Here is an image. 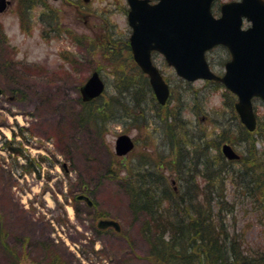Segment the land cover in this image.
<instances>
[{
  "label": "rangeland",
  "instance_id": "374dc122",
  "mask_svg": "<svg viewBox=\"0 0 264 264\" xmlns=\"http://www.w3.org/2000/svg\"><path fill=\"white\" fill-rule=\"evenodd\" d=\"M108 1L84 6L37 4L30 10L27 3L18 2L19 6L13 3L0 13L4 35H0V86L4 90L0 96V216L8 230L9 243L24 256L21 264H46L47 256L40 243L55 244L57 252L70 264H153L142 231L145 216L133 214L122 181L128 168L148 162L165 163L164 175L177 190L183 177H193L196 185L204 187L202 172L206 168L200 161L214 164L227 207L233 209L228 216L224 214L229 231L243 235L248 247L262 248L264 205L256 200H260L262 192L256 189L251 193L250 178L241 172L235 178L237 173L226 171L216 156L217 142L232 144V140L242 161L247 154L240 139L244 126L237 112L228 107L229 103L234 106L236 98L222 84L184 81L161 54H156L154 61L172 87L168 105L158 107L155 96L143 92V83L134 78L139 70L129 58L127 3L114 5ZM228 1L232 0H218L214 13L219 14L220 4ZM107 34L110 37L106 41L111 39L113 43L112 62L103 52L107 48L102 44L105 39L100 40ZM229 58L225 49L216 48L208 54L218 74L224 73ZM10 59L15 71L5 65ZM95 71L106 83V99L123 94L118 86L124 72L137 86H132L129 93L139 97L135 101L140 104L130 103L131 95L126 93V103L139 112L133 117L127 115L122 124L111 125L102 138L77 122L80 88ZM15 89H21L23 94L12 97ZM122 90L128 92L127 88ZM254 105L263 133L264 102L257 99ZM171 126L176 128L174 135L169 134ZM122 134L129 135L135 143L125 157L116 155L115 148ZM14 138L38 170L27 172V167L22 166H29L30 161L6 149L7 141ZM188 142L197 147V152L192 149L188 157L192 164L180 172L167 167L173 143ZM254 145L259 157L264 152V140L257 132ZM260 168H256L257 172L253 169L254 177H262ZM230 169L240 170L242 166L234 163ZM82 195L94 205L77 200ZM101 219L117 221L121 230L99 229Z\"/></svg>",
  "mask_w": 264,
  "mask_h": 264
},
{
  "label": "trees",
  "instance_id": "16d2710c",
  "mask_svg": "<svg viewBox=\"0 0 264 264\" xmlns=\"http://www.w3.org/2000/svg\"><path fill=\"white\" fill-rule=\"evenodd\" d=\"M1 30L0 27V35H3ZM107 36L110 37L107 34L101 37L100 40L105 39L102 44L108 49L106 48V51L103 52L109 62H112L115 60L111 57L113 43L110 42L111 39L106 41ZM97 44L99 45L100 42ZM116 46H118L117 43ZM128 51L129 58L132 59L130 49ZM12 63L10 59L4 64L15 71V64ZM138 70V74L136 73L137 76H134V78L138 77L139 83H143V92L154 96L148 77L143 75L139 68ZM119 78V81H121L119 84L121 85L118 86V89L120 88L123 93L120 98L111 97L106 99L102 96L89 102L79 99L80 110L78 111L77 122L79 125L88 128L97 137L102 138L111 125L124 123L123 121L128 119L127 115L133 117L135 113L139 112L136 108L132 109L130 104L140 105L138 101H135L139 97L134 96L133 98V94L129 93L134 84L133 79L126 78L124 72H121ZM123 87L127 88L128 92H123ZM133 87L137 86L134 85ZM126 93L131 95L130 101L132 100L128 104L124 98ZM12 94L14 96L22 95L23 91L15 89ZM154 101H157L156 98ZM158 107L162 108L164 106L159 104ZM228 107L233 112L235 111L233 103H229ZM172 127L168 128L170 130L169 134L174 135L175 132L173 133V131L176 128L173 130ZM21 129L25 130V128ZM241 130V143L246 145L245 150H247V154L244 152L243 161L242 158L238 161H228L224 157L220 149L224 141L217 142L216 156H219V160L223 163L226 171L237 173L234 175L235 178L236 175H239L238 172L250 178V181L253 182L248 186L251 187L250 192L252 193L256 189L259 194L262 192L260 200H256L264 205V152L260 154L261 157L256 156L254 152V134L257 132L259 137L264 140V132L260 131V126L254 132H250L245 127ZM15 143L17 144L15 145ZM189 144V142L185 145H174L173 143L172 150H170L173 155L169 156V161L166 160L167 167L178 169L180 172L186 170L192 164L188 157L193 154L192 149L197 152V147L195 143ZM6 149L15 154L16 157H25L30 161L29 166H22L23 168L27 167V172L32 173L36 169L38 170V166L33 163L35 161L25 154L22 144L16 142L15 138L13 141H7ZM200 163L205 164L204 167L206 168L202 172L205 179L204 187L196 185L193 177L192 179L184 177L180 179L181 186L179 190L170 186L164 175L163 167H166V164L163 162L158 165H151L149 162L141 163L137 168L135 166L128 168L127 176L122 177L130 198V207L133 214L137 217L145 216L142 231L149 244L148 258L153 264H264V246L262 248H250L244 243L243 235H237L235 231L234 233L229 231L230 227L226 224V216L233 212V209L229 207V210L227 207L224 187L218 181L217 175H220V173L216 172V166L208 160H201ZM234 163L241 164L242 169L231 170L230 167ZM259 165L261 166L259 171L262 177L256 178L253 169L255 168L257 172L256 168ZM212 167L214 168L211 172L209 169ZM2 219L0 216V253L3 256V264H21L24 256L9 243L8 230L3 225ZM39 246L46 253V264H70L57 252L55 244L40 243Z\"/></svg>",
  "mask_w": 264,
  "mask_h": 264
},
{
  "label": "water",
  "instance_id": "95a60500",
  "mask_svg": "<svg viewBox=\"0 0 264 264\" xmlns=\"http://www.w3.org/2000/svg\"><path fill=\"white\" fill-rule=\"evenodd\" d=\"M215 0H128V21L132 27L130 45L136 63L149 75L150 84L160 104H166L170 87L152 61V52L162 53L176 73L187 81L197 79L222 82L238 100L235 104L242 123L250 131L257 126L253 99L264 100V0H236L223 3L219 17L213 15ZM6 7L0 0V12ZM250 26L244 28V22ZM217 45L228 48L231 59L225 73H214L206 59V52ZM105 83L94 72L81 88L84 101L99 97ZM2 90L0 89V94ZM134 147L130 136L123 134L116 140V153L126 155ZM231 160L239 159L231 145L222 147ZM89 205L92 201L86 196ZM100 228L120 225L114 220H101ZM37 264V263H31Z\"/></svg>",
  "mask_w": 264,
  "mask_h": 264
},
{
  "label": "flooded vegetation",
  "instance_id": "af4514ba",
  "mask_svg": "<svg viewBox=\"0 0 264 264\" xmlns=\"http://www.w3.org/2000/svg\"><path fill=\"white\" fill-rule=\"evenodd\" d=\"M9 3V5L7 6V9H9L11 7V5L13 3H17L18 6H19V3L18 2H24V3H27V10H30L33 6H36L37 4L38 5H48V4H53V3H67V4H79V5H90V4H93L95 3V1H98V0H90V1H85V0H7ZM122 1H126L127 3V10H125L126 14H128L129 12V5H128V0H109L108 3L109 4H121ZM151 3H156L158 2V0H150ZM6 9V11H7ZM5 11V12H6ZM57 28H59V25H57ZM68 31V29L66 30Z\"/></svg>",
  "mask_w": 264,
  "mask_h": 264
}]
</instances>
